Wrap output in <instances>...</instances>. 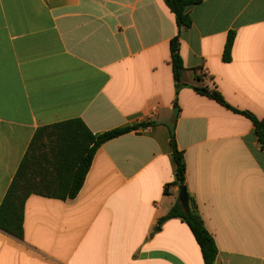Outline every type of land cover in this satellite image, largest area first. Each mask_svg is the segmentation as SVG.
Listing matches in <instances>:
<instances>
[{"label":"crops","instance_id":"obj_1","mask_svg":"<svg viewBox=\"0 0 264 264\" xmlns=\"http://www.w3.org/2000/svg\"><path fill=\"white\" fill-rule=\"evenodd\" d=\"M187 12L177 92L170 42L179 29L163 0H0V206L39 129L154 123L101 145L77 197L32 194L23 237L0 230V264H205L185 221L160 223L179 202L174 124L216 264H264L255 127L195 90L217 89L264 118V0H202Z\"/></svg>","mask_w":264,"mask_h":264},{"label":"trees","instance_id":"obj_2","mask_svg":"<svg viewBox=\"0 0 264 264\" xmlns=\"http://www.w3.org/2000/svg\"><path fill=\"white\" fill-rule=\"evenodd\" d=\"M163 1L174 14L179 29L178 34L170 42L171 65L177 92H179L185 86L182 81L185 65L181 55L180 33L182 29L192 26V19L187 9L199 4L202 0ZM234 41L235 32H231L224 53L226 62L232 59ZM195 90L225 108L250 119L255 127L259 147L264 150V118L260 119L248 111L231 106L217 89L195 87ZM153 125V122L147 121L134 126L119 127L101 134H93L83 121L74 119L39 129L0 206V230L22 238L25 204L32 194L58 199L77 197L85 183L94 156L101 145L132 131ZM170 137L172 158L175 164L173 185L186 186L187 166L184 153L177 145L175 124L170 128ZM188 199L189 213H186L180 202H177L168 215L160 220V223L175 218L185 221L201 248L204 263L216 264L218 256L216 242L207 230L204 220L198 212L196 201L189 192Z\"/></svg>","mask_w":264,"mask_h":264},{"label":"water","instance_id":"obj_3","mask_svg":"<svg viewBox=\"0 0 264 264\" xmlns=\"http://www.w3.org/2000/svg\"><path fill=\"white\" fill-rule=\"evenodd\" d=\"M175 115L177 117V109H174ZM180 194H179V202L182 205L184 211L186 213L190 212V207H189V199H188V189L185 185H182L179 187Z\"/></svg>","mask_w":264,"mask_h":264}]
</instances>
